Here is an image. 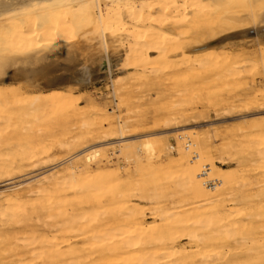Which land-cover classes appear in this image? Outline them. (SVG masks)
Masks as SVG:
<instances>
[{"label":"bare ground","instance_id":"obj_1","mask_svg":"<svg viewBox=\"0 0 264 264\" xmlns=\"http://www.w3.org/2000/svg\"><path fill=\"white\" fill-rule=\"evenodd\" d=\"M124 10L135 21L130 28ZM254 24L263 53L248 60L259 65L264 64V0H0V30H6L0 31V106L13 99L22 101L20 109L30 101L78 112L80 99L67 92L28 89L39 81L56 85L76 79L78 49L90 53L99 71L110 73L113 40L130 42L126 59L144 74L154 72L156 65L171 68V56L180 51L187 66L209 71L228 62L229 56L217 51L222 40L258 41ZM14 25L21 29L12 31ZM29 34L55 39L39 41ZM190 34L201 35L181 44ZM152 53L160 58L151 61ZM233 75L207 76L205 83ZM257 100L264 106V95ZM86 101L88 108L80 115L94 121L107 115L92 99ZM234 106L228 102L221 109ZM191 118L184 114L174 119L182 132L178 137L184 140L177 153L167 137L139 135L129 130L132 124L127 121L110 132L96 128L74 141L76 155L68 160L64 175L53 172L0 192V264H264V209L246 203L228 208L227 196L243 170L230 171L210 160L212 152L204 150L209 138L187 129ZM191 137L194 144L187 141ZM117 146L124 157L136 159L134 179L122 181L119 169L100 171L92 185L90 166ZM191 146L203 148L192 151ZM157 153L166 158L165 169L180 178L184 196L192 202L173 208L152 202V217L161 221L154 226L134 201L138 196L153 201L160 195V187L154 188ZM258 161L264 164L263 148ZM26 164L0 163V187L12 186L13 171ZM28 164L32 168L27 176L38 166ZM261 168L263 175L264 165ZM212 180L221 186H208ZM110 208L117 212L111 220L97 222L92 217ZM183 239L187 244L182 245Z\"/></svg>","mask_w":264,"mask_h":264},{"label":"rangeland","instance_id":"obj_2","mask_svg":"<svg viewBox=\"0 0 264 264\" xmlns=\"http://www.w3.org/2000/svg\"><path fill=\"white\" fill-rule=\"evenodd\" d=\"M122 12L128 22L127 27H132L135 22L133 16L125 10ZM19 29L21 28L17 25L11 28L12 31ZM252 29L258 38L255 43L240 42L238 38L222 40L217 51L226 53L229 56L228 62L209 71L197 65L187 66L184 63L185 55L180 51L171 56L174 62L171 68L161 69L156 65L154 72L148 69L144 74L129 65L126 59L130 42L123 44L113 40V68L107 74V71H99L94 66L90 53L78 49L81 55L73 70L76 79L56 85L39 81L37 87L28 89V93H50L54 89L67 92L80 99L78 112L51 103L38 106L30 104V101L20 109L22 101L13 99L1 104L0 163L27 164L13 171L15 183L9 187H0V192H10L22 182L31 183L53 172L64 175V170L70 165L68 160L76 155L77 146L74 141L88 132H95L96 128L102 127L100 131L110 132L113 127L124 125L127 121L132 124L129 130H137L139 135L153 134L156 135L155 139L167 137L168 145L174 147L172 150L177 153L179 144L184 140L178 137L182 132L174 119L188 114L192 117V122L187 129H193L189 131L209 138V144L204 150L212 152L210 160H214L218 167L230 171L243 170L227 196L228 208L246 203L255 209H264V174H260L264 164L258 163L260 148L264 149V106L261 107L263 101L257 102L264 95V64L255 65L252 60H248L256 52L262 56L263 44L258 36L260 33L257 24ZM29 35L39 41L55 39L47 34ZM198 35L201 34L183 36L181 44L187 45L189 40ZM3 36L4 34H0V38ZM72 43L75 45L78 41ZM152 56L155 58L151 61L160 58L157 53H152ZM245 58L247 62L244 61ZM223 72L234 75L231 79L221 78L205 83L207 76H221ZM10 81L16 84L15 80ZM87 98L92 99L99 108L106 109L107 115L98 117L95 121L88 115H80V111L88 108ZM228 102L235 106L227 110L221 109ZM187 141L195 143L193 137ZM200 147L191 146V150L198 151ZM119 149L117 146L115 151L104 153L95 161L96 164L90 166L92 185L99 180L96 176L100 171L119 169L122 181L134 179L137 161L134 157H124ZM146 161L147 155H144L141 158L144 166ZM28 163H37L38 166L27 176L32 168ZM166 164V158L162 154L154 156V188L160 187V195L153 201L139 196L134 201L145 210L147 223L154 226L161 225V221L152 217V202L160 203L165 208L192 202L185 198L180 178L169 173L165 169ZM207 185L219 187L221 183L212 180ZM115 215L117 212L110 208L106 213L98 214V218L92 217L97 222H104ZM181 243L185 245L187 240L183 239Z\"/></svg>","mask_w":264,"mask_h":264}]
</instances>
